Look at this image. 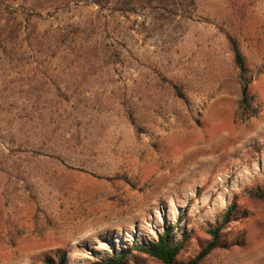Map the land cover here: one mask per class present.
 <instances>
[{"label":"rangeland","instance_id":"1","mask_svg":"<svg viewBox=\"0 0 264 264\" xmlns=\"http://www.w3.org/2000/svg\"><path fill=\"white\" fill-rule=\"evenodd\" d=\"M257 188L264 0H0V264H104L172 227L185 264L230 207L202 264H264Z\"/></svg>","mask_w":264,"mask_h":264},{"label":"trees","instance_id":"2","mask_svg":"<svg viewBox=\"0 0 264 264\" xmlns=\"http://www.w3.org/2000/svg\"><path fill=\"white\" fill-rule=\"evenodd\" d=\"M231 49L234 53V61L239 69L241 80V110L248 118L253 117L259 111L253 104V98L248 94V87L252 81V76L247 70L245 56L240 48L239 42L235 38H229ZM182 96V95H181ZM183 97V96H182ZM254 197L264 202V190L257 188ZM239 211L235 207L226 210L222 222L214 229H210V241L199 251V253L188 263L202 264L214 251L223 247L222 235L224 230L232 223L235 218H239ZM181 219V218H180ZM175 227L166 230L159 236V239L150 244L134 243L128 250L115 253L111 259L104 264H130L133 255H146L157 261L159 264H182L180 256L186 249L190 236H182L176 239Z\"/></svg>","mask_w":264,"mask_h":264}]
</instances>
